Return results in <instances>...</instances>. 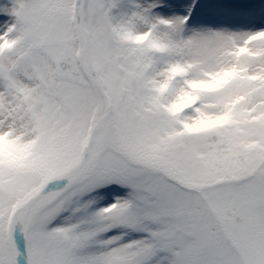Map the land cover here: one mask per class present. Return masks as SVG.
Returning <instances> with one entry per match:
<instances>
[{"label":"snow or ice","instance_id":"1","mask_svg":"<svg viewBox=\"0 0 264 264\" xmlns=\"http://www.w3.org/2000/svg\"><path fill=\"white\" fill-rule=\"evenodd\" d=\"M0 264H264V0H0Z\"/></svg>","mask_w":264,"mask_h":264}]
</instances>
